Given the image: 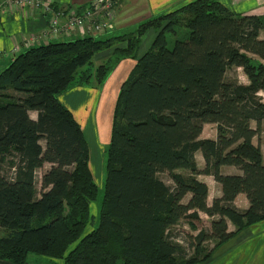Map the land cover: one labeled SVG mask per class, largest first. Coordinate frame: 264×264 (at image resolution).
Returning <instances> with one entry per match:
<instances>
[{
    "label": "trees",
    "instance_id": "16d2710c",
    "mask_svg": "<svg viewBox=\"0 0 264 264\" xmlns=\"http://www.w3.org/2000/svg\"><path fill=\"white\" fill-rule=\"evenodd\" d=\"M150 29L154 39L138 55ZM182 29L187 34L179 40ZM262 30L264 17L236 14L216 0H194L129 35L52 41L12 57L0 72V154H17L11 177L0 170V260L28 264L34 255L49 264H195L206 243L223 245L264 222V157L252 143L264 122V103L256 96L264 94ZM167 37H177L171 49ZM102 51H111L112 60L78 77ZM123 60L135 66L113 108L103 198L93 226L98 187L88 167V144L59 98L74 84H103ZM231 68H241L249 85L227 83ZM208 124L216 125L215 140L200 138ZM196 152L203 169L195 164ZM46 164L37 195L36 172ZM225 166L241 174H222ZM176 171H188L192 179ZM163 173L171 187L158 178ZM200 175L220 186L221 197L210 205L208 186L195 179ZM240 194L248 202L245 210L234 206ZM199 213L211 221L194 235L180 231L192 251L184 258L173 230L182 221L200 222ZM228 223L235 231L229 232Z\"/></svg>",
    "mask_w": 264,
    "mask_h": 264
},
{
    "label": "rangeland",
    "instance_id": "374dc122",
    "mask_svg": "<svg viewBox=\"0 0 264 264\" xmlns=\"http://www.w3.org/2000/svg\"><path fill=\"white\" fill-rule=\"evenodd\" d=\"M113 1H114V16H117L116 8H117L118 2L116 0H113ZM88 6L89 4L86 5L85 7H88ZM179 7H169L167 9L169 11H166L165 13L178 9ZM247 7L248 6L246 7L244 6L243 9L245 10ZM161 13L165 14L164 12H160L159 14L161 15ZM259 17H264V16H259ZM141 24H143V22L127 21L126 26L124 24H121L118 26V28H121L122 30L113 32L114 30L113 28V30L111 31L113 33L110 32L111 34H109L108 36L102 35L100 36V38L103 40L104 39L109 40V39L118 38L124 35H129L131 33H134L136 29L138 28V26ZM186 34H187V31L182 29L179 32L177 37L179 38V40H181ZM76 35L81 36L79 32H77ZM154 36H155V32L151 29L145 33V35L142 37L140 44L138 46V50H137L138 55L143 53V51H147L149 49L154 39ZM261 36H264V30L261 31ZM77 37H75L74 39H76ZM176 38L167 37V48L168 49H171L173 47ZM74 39L60 38L57 41L65 42L68 40L73 41ZM117 43H119V41ZM43 44L45 45L46 42H43ZM110 54H111V51L99 52L98 54L94 56L91 64H88L79 70V73L77 74V76L79 77L83 71H87L88 69L92 70V72L93 71L95 72V70L99 66L106 63L107 59L112 60V58L108 57ZM226 82L242 84V85H249V81L246 78L241 68L229 69L226 73ZM73 89H76L77 92L87 91L86 92L87 98H85L83 102L79 100L78 105L74 106L73 108L71 107L70 108L67 107V108L72 111L71 113H73L74 118L81 125L82 127L81 130H83L84 136H85L84 138L87 141L89 148H90V158L88 159V167L92 174L93 181L98 187L97 199L93 204H91V215L94 217L93 226H96L97 217L99 213V207L101 205L102 198H103V183H104V176H105L104 175V164H105V159H106V153H105L104 147L100 148L99 151H96L95 148H98V146L94 145L93 141H91V139L89 138L87 134V128L90 126V124L93 121L92 116L94 114L95 108L97 107L96 104H98V101H99L97 99L100 94L98 93L97 89L93 88L92 86L74 84L68 91H71ZM8 93L13 94V91L8 90ZM256 96L259 97L261 101L264 103V94L262 92H258ZM31 118L33 119L35 118V116L31 114ZM251 127L255 128V123H251ZM94 129H96V125H94ZM216 138H217L216 125L208 124V126L202 131L201 139L215 140ZM252 143L256 148L260 150L262 156L264 157V122L262 126V133L258 135V137L254 138L252 140ZM41 145L44 146V143L41 142ZM16 160H17V154L14 151V149H11L7 152L0 154V170H1V174L4 177H11L13 173V167L16 163ZM202 161H203L202 156L197 155V157L195 158V164L196 166H197V163L199 164L200 168L197 167L198 169L204 168V164ZM49 168H50L49 165H45L41 169H38L36 172L37 195H39V192H40V186H39L40 177L43 173L49 170ZM175 173L181 175L187 181H190L192 179V175L188 171H176ZM237 174H241V172L240 171L237 172L236 169L234 173L233 172L228 173V175H237ZM158 178L166 186H169V187L172 186V181L170 179V176L167 173L158 175ZM195 179L198 181L199 180L205 181L207 183L208 189H209V193H208L209 199H212L213 197L217 195L220 187L217 183L216 184L214 183L211 177L200 175V176H195ZM238 206L239 207L241 206L240 202H238ZM210 221L211 220H209L208 218L204 216H202L200 222L195 221L196 224L192 222L189 223L187 221H182L173 231L174 233H176L175 236L180 237L179 239L182 240L183 232L191 233L194 235L197 230L199 231L200 229L208 228ZM91 228L92 227H87L85 234L89 230H91ZM228 228L232 232L235 231V227L231 223H228ZM4 235H5V232L0 230V236H4ZM184 244L185 242L182 240V242L180 241L178 245L182 249V254L184 255V258H188L191 256L192 251ZM74 246L75 245L70 246L68 251L73 249ZM35 259L39 261L38 262L39 264H42L43 263L42 261L44 260V259L37 258L34 255H30V257L28 258V261H29L28 264H36ZM205 263L206 264H209V263L211 264H264V222L256 226L242 230L240 233L237 234L236 237H234L232 240H230L229 242L223 245H217V242L215 241L206 243L204 245L203 252L201 253V256L199 257L198 263H195V264H205Z\"/></svg>",
    "mask_w": 264,
    "mask_h": 264
},
{
    "label": "crops",
    "instance_id": "0c3cea01",
    "mask_svg": "<svg viewBox=\"0 0 264 264\" xmlns=\"http://www.w3.org/2000/svg\"><path fill=\"white\" fill-rule=\"evenodd\" d=\"M6 1L7 0H0V5L3 4L0 8V72L11 59L10 51L15 46L21 45L22 41H24V39H26L27 37H31L37 34L38 32H40L45 27V22H46V19H42L41 17L31 18L28 15V10H24V9H20L17 11L11 10L10 7H7L5 5ZM93 1L95 0H55V6L57 8H64V9L83 8L86 5L91 4ZM116 1L118 2L116 8L117 16L114 17L115 22H114L113 32L122 30L121 28H118V26L121 24H124L126 26L127 21L145 22L155 16L160 15L159 14L160 12L165 13L166 11H169L167 10L169 7L183 6L194 0H116ZM216 1L224 5L225 7H227L236 14L264 16V0H216ZM244 6L245 7L248 6V7L244 10L243 9ZM111 33L108 32L104 35L108 36ZM77 36L80 37L79 35L75 34L72 37V39H74ZM259 36L260 38L262 37V39H264V36H261V31L259 33ZM134 62L135 61H131V60H123L118 62L114 67V70L111 72V74L108 76V78L105 80L103 84L97 85L96 83H94L92 85L93 88L97 89L100 95L97 99L99 100L98 104H96L97 107L95 108L94 114L92 116L93 121L90 124V126L87 128V134L91 139V141H93L94 145L98 146V148H95L96 151H99L100 148L102 147H104L106 151V146L110 142L113 108L115 106L119 88L122 85V83L127 79L131 70L134 68L135 66ZM86 92L87 91L77 92L76 89H73L71 91L62 94L59 99L60 102L66 106V108L67 107L73 108L74 106L78 105L79 100L83 102L84 99L87 98ZM69 111L72 112L71 110ZM31 114L35 116V118H33V120H35L37 114L35 112H30L29 113L30 118H31ZM94 125H96V129H94ZM207 126L208 125H205L203 129H205ZM80 128L82 129L81 125ZM197 155L201 156L200 152H196L194 158H196ZM89 158H90V148L88 145V159ZM202 162L204 164V161ZM197 167L200 168L198 163H197ZM235 169L234 167L225 166V167H221L220 171L222 174L228 175V173L231 172L234 173ZM207 177H211V176H207ZM200 182H203L207 185L205 181H200ZM220 197H221V190L219 189L217 195L212 199H209L208 196L207 204L210 205L214 199ZM238 202L241 203L240 207L238 206ZM234 206L240 210L247 209L248 202L246 200L245 195L243 194L238 195L234 201ZM202 216L206 217L204 214L199 213L200 219L202 218ZM197 232L198 230L195 232V234H197ZM37 258L44 259L42 261L43 262L42 264H49L48 259L43 257H37ZM38 262L39 261L35 259V263L39 264ZM55 263L63 264V261L56 260ZM0 264H12V263L4 260H0Z\"/></svg>",
    "mask_w": 264,
    "mask_h": 264
},
{
    "label": "built area",
    "instance_id": "2783aa9c",
    "mask_svg": "<svg viewBox=\"0 0 264 264\" xmlns=\"http://www.w3.org/2000/svg\"><path fill=\"white\" fill-rule=\"evenodd\" d=\"M5 5L13 11L28 10L31 18L46 19L45 27L30 37L26 46L59 37L69 38L76 30L81 36H99L114 28L113 0H95L88 7L73 9L57 8L55 0H7Z\"/></svg>",
    "mask_w": 264,
    "mask_h": 264
},
{
    "label": "bare ground",
    "instance_id": "6f19581e",
    "mask_svg": "<svg viewBox=\"0 0 264 264\" xmlns=\"http://www.w3.org/2000/svg\"><path fill=\"white\" fill-rule=\"evenodd\" d=\"M78 31L76 30V31H74L73 33H72V35L69 37V38H66V37H59V38H57V39H54V40H50V41H40V42H38V43H35V44H32V45H29V46H26V43H27V41L30 39V37H27L26 39H24V41H22V43H21V45H19V46H15L11 51H10V57L12 58V57H14L15 55H17L19 52H21L23 49H26V48H29V47H32V46H35V45H38V44H41V43H43V42H46V43H48V42H52V41H57V40H59L60 38H64V39H71L76 33H77ZM111 32V31H110ZM39 33V32H38ZM37 33V34H38ZM108 33V32H107ZM37 34H35V35H37ZM106 34V33H105ZM104 35V34H103ZM34 36V35H33ZM100 36H102V35H99V36H92V35H86V36H80V37H93V38H100ZM32 37V36H31ZM14 49H16V51H14ZM14 51V52H13Z\"/></svg>",
    "mask_w": 264,
    "mask_h": 264
}]
</instances>
